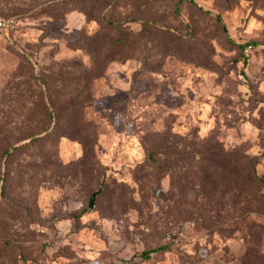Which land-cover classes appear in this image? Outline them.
Wrapping results in <instances>:
<instances>
[{"label":"rangeland","instance_id":"obj_1","mask_svg":"<svg viewBox=\"0 0 264 264\" xmlns=\"http://www.w3.org/2000/svg\"><path fill=\"white\" fill-rule=\"evenodd\" d=\"M179 1L0 0V264H264V202L178 155L264 179V0Z\"/></svg>","mask_w":264,"mask_h":264},{"label":"trees","instance_id":"obj_2","mask_svg":"<svg viewBox=\"0 0 264 264\" xmlns=\"http://www.w3.org/2000/svg\"><path fill=\"white\" fill-rule=\"evenodd\" d=\"M184 1L180 0L176 4V15L180 16L181 6L183 5ZM221 23V20H219ZM110 25L118 27L120 36L118 38L117 45L124 46V43L128 37V34L124 31L121 24L110 23ZM145 25L154 29L156 31L166 32L171 34L169 31H165L161 26L157 25L155 22H145ZM191 142V141H190ZM190 148L191 154H187L186 151H182L183 155L182 158L185 163L186 168L190 169L193 172V181L195 183V164L197 163L199 169L206 170L207 172H212L217 176H221L223 178L222 181H226L228 183V187L243 193V194H251L254 195L256 200L260 202H264V193L262 192L264 188V179L258 175L257 166L259 162L253 161H244L242 158H238L236 155H223L221 152H214L207 154H202L203 157L199 159L195 158V142L188 143L186 142L184 148ZM10 151H6L3 153V158L9 157ZM214 159H223L222 163H218L212 160ZM149 161L155 166H159L161 169H167L171 167L173 164L171 163L172 160L169 158H165L163 161L158 160L154 154H151L149 157ZM169 169V168H168ZM195 187V185H194ZM14 246L8 241H1L0 240V250L9 249L11 250ZM169 248L167 247H159L157 249L144 252L141 254V258L144 261H148L151 259V255L153 254H160L167 251ZM22 261V257H21ZM18 261H15L17 264Z\"/></svg>","mask_w":264,"mask_h":264},{"label":"built area","instance_id":"obj_3","mask_svg":"<svg viewBox=\"0 0 264 264\" xmlns=\"http://www.w3.org/2000/svg\"><path fill=\"white\" fill-rule=\"evenodd\" d=\"M14 23L15 22L13 20H5L0 17V33L9 31L13 27Z\"/></svg>","mask_w":264,"mask_h":264},{"label":"water","instance_id":"obj_4","mask_svg":"<svg viewBox=\"0 0 264 264\" xmlns=\"http://www.w3.org/2000/svg\"><path fill=\"white\" fill-rule=\"evenodd\" d=\"M101 194V192H97L95 194H93L91 200H90V203H89V209L90 210H94L95 209V206H96V199L97 197Z\"/></svg>","mask_w":264,"mask_h":264}]
</instances>
